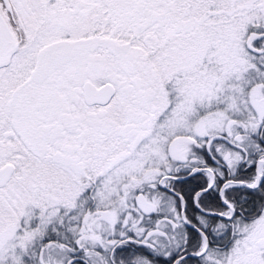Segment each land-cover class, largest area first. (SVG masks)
I'll use <instances>...</instances> for the list:
<instances>
[{"label":"flooded vegetation","instance_id":"flooded-vegetation-1","mask_svg":"<svg viewBox=\"0 0 264 264\" xmlns=\"http://www.w3.org/2000/svg\"><path fill=\"white\" fill-rule=\"evenodd\" d=\"M148 1L135 2L134 9L146 11L140 31L164 15L151 14ZM99 5L0 0L10 39L0 64V167L11 165L0 184V264H192L189 258L202 260L211 247L226 251L243 223L264 221V0L246 26L237 4L236 30L247 28L240 52L255 72L243 90L255 83L256 93L244 99L243 93L235 113L226 103L214 105L223 112L220 126L185 136L187 156L168 152L151 179L142 173L147 162L135 174L123 171L147 135V87L119 89L111 81L114 61L100 56L101 46H137L138 39L133 26H126L124 43L117 32L102 34ZM155 6L169 10L175 0ZM23 48L29 60L20 63L15 57ZM105 82L113 91L98 102ZM107 188L114 189L111 214L99 199ZM185 245L196 248L180 252Z\"/></svg>","mask_w":264,"mask_h":264},{"label":"rangeland","instance_id":"rangeland-1","mask_svg":"<svg viewBox=\"0 0 264 264\" xmlns=\"http://www.w3.org/2000/svg\"><path fill=\"white\" fill-rule=\"evenodd\" d=\"M149 1L154 3L153 7H150L151 14L164 11V15L155 17L157 19L145 31L143 29L140 31V26L144 23L146 11L144 7L134 9L136 0H99V24L102 34L103 31L110 36L114 32L121 34L122 37L116 38L119 44L124 43L125 38L130 39L125 28L133 26L132 36L136 39L139 38L137 35L142 36V42L148 46L146 54L138 46L109 49L100 45V56L108 55L114 61L115 70L120 75L116 73L111 81L116 83L119 89L133 91L147 87L149 104L145 112L147 135L141 141L142 144L132 150L129 159L123 165V171L135 174L145 167L147 162L148 165L142 173L151 179L156 174V165L160 164L157 161L165 159L168 152L175 158L187 156L189 145L183 139L185 136L193 133L206 134L208 128L220 126L224 119L223 112L214 105L226 103L228 109L235 113L234 105L241 103V95L245 94L242 96L243 99L249 98L257 89L255 83L247 88L249 92L236 85L238 79H242L243 76L248 81L252 80L255 72L235 42L236 24L231 23L239 15L235 4L232 8L224 10L228 20L225 18V24L220 26L218 18L216 21L208 20L205 15L197 18L183 6L185 2H191L189 8H198V0H175V7L169 10L166 6L163 8L155 6L157 0ZM257 2L258 0L244 1L242 6L244 26L251 20L249 10L262 7L263 0ZM86 6L90 5L84 2L83 8ZM213 13L219 15L218 12ZM205 27L208 29L207 38L199 36L197 39L198 31ZM246 32L245 30L244 35ZM150 53H154L151 58L148 56ZM15 58L20 63L23 59L28 61L27 48H23ZM232 71L235 77L230 78L232 83L228 87L225 81ZM143 82L145 86L142 85ZM207 104L212 107L201 106ZM151 105L154 108L151 109ZM136 115L140 121V111ZM139 124L140 122L138 127ZM174 138L175 144L173 146L170 144L167 151V142ZM141 149L142 151H139ZM165 182V179L161 181ZM113 188L111 192L110 188H107L99 193V199L104 201L102 204L106 203L105 209L108 214H111V207H107V203L111 201ZM116 208L114 207V210L117 211ZM175 226L179 227L176 219ZM242 228L241 234L229 242L226 251L210 249L203 255L202 260L206 264H264V221L243 223ZM12 250L11 246L10 253H13Z\"/></svg>","mask_w":264,"mask_h":264},{"label":"trees","instance_id":"trees-1","mask_svg":"<svg viewBox=\"0 0 264 264\" xmlns=\"http://www.w3.org/2000/svg\"><path fill=\"white\" fill-rule=\"evenodd\" d=\"M198 1H199L197 3L198 4V8H195V9L194 8H189L188 5H191V2L190 3L187 2L188 4L185 2L183 4V6L186 8V10H190L194 14L193 16H195L197 18L200 17L201 15H205L206 17H208V20H210V21L211 20L212 21H216V19L218 18L219 21H220V26H221L222 24H225L224 21H225V18L227 16V14H226V12H224V10L226 11L227 9L232 8V6L234 4H235V6H237V4H239L240 2L241 3H244L245 0H208V1L207 0H198ZM229 1H230V3H229ZM236 9H237V7H236ZM213 12H218L219 15H215ZM249 12H250V16L253 17V15L255 14V9H252V11L249 10ZM221 21H223V23ZM228 22H230V20ZM237 22H238V17L235 18V21H233V20L231 21V23H234V25ZM225 27L227 28V26H225ZM246 29L247 28H245L244 31ZM235 31H237L236 32L237 38L235 39V42L239 46L240 34L241 33L244 34V31L243 32H240V31H238L236 29H235ZM207 32H208L207 27H205L202 30H199L198 31V34L196 35L197 36V39H199V36L202 37V38H205V37L207 38ZM125 39H127V38H125ZM136 45L141 49L142 52H144V53L147 54V52H148V46L147 45H144L141 42V38L140 37L138 38ZM153 54L154 53H152V54L150 53L148 56L151 58ZM244 57H245V55H244ZM228 76H229V78L227 77L225 83H227V85L229 87V85L232 83V82H230V78L235 77L234 71L230 72ZM248 83H249V81L246 79V77L243 76L242 79H238L236 85L238 84L237 85L238 88L244 89L247 86ZM178 172L179 171H176V172H173V173H178ZM186 200H188V198H186ZM194 248H196V245L194 247H190V248H187L186 245H185L184 248H182L180 250V252H183L185 250H192ZM212 248L213 247H211V249ZM189 259L192 260V264H203V262L201 260V256H195V257H191ZM179 264H191V263H189L188 261L182 259L179 262Z\"/></svg>","mask_w":264,"mask_h":264},{"label":"water","instance_id":"water-1","mask_svg":"<svg viewBox=\"0 0 264 264\" xmlns=\"http://www.w3.org/2000/svg\"><path fill=\"white\" fill-rule=\"evenodd\" d=\"M261 33H257V32H250V36H254V35H258ZM10 50V39H9V35L7 30L5 29V27L3 26L2 21L0 20V64L3 63L6 60L7 54ZM46 63H43L41 65H39L37 68H35L31 75L34 76V74H36L40 69H42V67H44ZM97 90L100 91L101 94H103L102 97H100L99 99H96L98 102H104L107 97L110 95V93L113 91V87L109 82H105V84H103L102 86H100ZM214 136H218V135H214ZM11 168L10 164H4L3 166L0 167V184L3 183V181L5 180L9 170ZM173 177V176H172ZM173 178H177V177H173ZM140 198H136V202L137 205L140 208L144 207V204L146 203L141 196H139ZM199 252L196 253H191V252H186L185 254H183L182 256L185 255H196ZM181 257V256H180Z\"/></svg>","mask_w":264,"mask_h":264}]
</instances>
